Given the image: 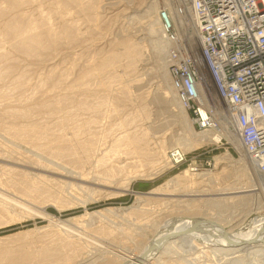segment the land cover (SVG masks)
Segmentation results:
<instances>
[{
  "label": "rangeland",
  "instance_id": "rangeland-1",
  "mask_svg": "<svg viewBox=\"0 0 264 264\" xmlns=\"http://www.w3.org/2000/svg\"><path fill=\"white\" fill-rule=\"evenodd\" d=\"M9 1L0 0V264H121L120 251L139 254L174 217L220 218L233 229L264 214L261 188L231 192L260 187L261 178L233 133L234 142L223 132L220 138H227L198 147L183 141L189 129L192 139L201 131L188 113L182 117L171 86L167 54L172 44L157 22L160 0ZM8 19L31 33L41 31L45 41L54 35L48 58L38 62L16 50L6 32ZM42 22L52 37L44 35ZM105 60L110 64L96 70ZM26 70L31 80L10 99L4 85ZM53 70L68 83L86 73L92 78L86 75L84 87L70 88L69 100L60 97L69 90L65 86L51 95L33 92ZM15 107L28 113L19 124L37 125L38 140L7 129ZM66 108L73 114H65ZM90 118L92 125L86 124ZM79 140L93 143L82 147ZM66 145L71 151L53 152ZM172 149L186 159L171 161ZM191 164L199 170L192 171ZM186 177L194 181L180 182ZM210 201L218 205L210 208ZM195 243L190 248L176 240L147 264H231L219 260L209 245Z\"/></svg>",
  "mask_w": 264,
  "mask_h": 264
},
{
  "label": "built area",
  "instance_id": "built-area-1",
  "mask_svg": "<svg viewBox=\"0 0 264 264\" xmlns=\"http://www.w3.org/2000/svg\"><path fill=\"white\" fill-rule=\"evenodd\" d=\"M160 1L162 36L172 44L171 84L193 126L221 132L230 114L229 129L264 175V0ZM172 9L187 17L180 28ZM170 151L173 162L186 159L179 149Z\"/></svg>",
  "mask_w": 264,
  "mask_h": 264
},
{
  "label": "bare ground",
  "instance_id": "bare-ground-1",
  "mask_svg": "<svg viewBox=\"0 0 264 264\" xmlns=\"http://www.w3.org/2000/svg\"><path fill=\"white\" fill-rule=\"evenodd\" d=\"M14 1V0H13ZM28 1V0H27ZM32 1V0H31ZM11 2V0L9 1ZM19 2V1H18ZM7 3V2H6ZM24 3V2H23ZM27 3V2H25ZM41 3V2H40ZM11 4V3H10ZM16 4V3H15ZM30 4V3H29ZM13 6V5H12ZM16 6V5H15ZM18 6V5H17ZM23 6V5H22ZM9 7V5H8ZM10 8V7H9ZM6 9V8H5ZM11 9V8H10ZM17 9V8H16ZM1 10V9H0ZM9 10V9H8ZM7 10V11H8ZM12 10V9H11ZM172 11V16L174 18V21L176 22V25L179 26V28L181 27V23L184 22L187 17H185L184 15H176V12L174 9L171 10ZM7 13V12H6ZM11 13V12H10ZM3 16V15H2ZM14 16V15H13ZM29 16V15H28ZM47 16V15H46ZM23 17V16H22ZM26 17V16H25ZM41 17V16H40ZM11 18V17H10ZM21 18V17H20ZM43 18V16H42ZM49 18V17H48ZM97 19V18H96ZM9 20V19H8ZM20 20V19H19ZM159 17L157 18V22L159 23ZM7 21V20H6ZM14 21V20H13ZM24 21V20H23ZM33 22V21H32ZM22 23V22H21ZM40 23V21H39ZM49 23V22H48ZM44 24V25H42ZM52 24V23H51ZM50 24V25H51ZM28 25V24H27ZM34 25V23H33ZM26 25L24 24H20L18 22H12L9 20V22H7V27H6V32L8 33V35L15 40V42L13 41L12 43H15V47L16 50L22 52L23 54L26 55L28 57H35V60L37 58H44V56L50 54V51L52 50V44H53V40L52 39L54 37H52L50 30L48 28V25L46 22H42L41 25H39L41 27V30H45L44 35H46L47 37L51 36L52 38H48L47 37L45 39H47L48 41H45L44 38L42 37L43 34L41 33V31H39L38 33H31V29H25ZM5 27V26H4ZM36 27V25H35ZM72 27V26H71ZM51 29V28H50ZM162 29V27H161ZM37 30V29H36ZM42 30V32H43ZM53 30V29H52ZM193 31L195 33H191V35L196 37L197 33L194 30L193 27ZM4 32V31H3ZM6 33V34H7ZM7 36V35H6ZM69 36V35H68ZM68 38V37H67ZM198 38V37H197ZM10 39V38H9ZM11 39V40H12ZM196 39V38H195ZM56 40V39H55ZM198 40V39H197ZM55 42V41H54ZM57 43V42H56ZM196 44V42H195ZM197 45H198V41H197ZM127 46V45H126ZM13 48V47H12ZM13 48V49H14ZM55 48V47H54ZM54 51V50H53ZM135 52V50H133ZM13 52V50H12ZM127 52V51H124ZM16 53V52H15ZM117 53V52H116ZM3 54V53H2ZM1 54V56H2ZM78 54V53H77ZM130 54V53H129ZM134 54V53H133ZM24 55V56H25ZM131 55V54H130ZM137 55V54H136ZM15 56V55H14ZM52 56V55H51ZM129 56V55H128ZM135 56V55H134ZM21 57V56H20ZM47 57V56H46ZM110 57V56H109ZM113 58L114 55L112 56ZM118 57V56H117ZM116 57V58H117ZM130 57V56H129ZM12 58V56H11ZM30 58V59H31ZM48 58V57H47ZM115 58V60H116ZM34 59V58H33ZM53 59V58H52ZM108 59V58H107ZM118 59V58H117ZM39 59H37L38 61ZM110 60V59H109ZM108 60V62H109ZM114 60V62H115ZM42 61V60H40ZM45 61V60H44ZM112 61V59H111ZM118 61V60H116ZM129 61V60H128ZM39 62V61H38ZM108 62L105 60L103 61L98 67H96V70H101L104 69L107 65ZM97 63V62H96ZM40 64V63H39ZM110 64V62H109ZM4 65V64H3ZM13 64H11L12 66ZM112 65V64H111ZM113 65H115L113 63ZM9 66V65H8ZM30 66V65H29ZM86 66V65H85ZM61 67V66H60ZM74 67V66H73ZM90 67V66H89ZM9 68V67H8ZM28 68V67H27ZM54 68V67H53ZM12 69V68H11ZM56 69V68H55ZM5 70V69H4ZM7 70V69H6ZM10 70V69H9ZM25 70V69H24ZM48 70V69H47ZM73 70V68H72ZM13 71V70H12ZM27 72H22L19 76L14 73L15 75H17V77L13 80L10 81V78L8 81L10 82H6V84L3 87V91L4 93H7L10 99L13 94V92L16 93L17 89H20L19 87H23L25 86V82H28L29 78V73L28 70H26ZM60 71V70H59ZM69 71V70H68ZM10 72V71H9ZM14 72V71H13ZM30 72V71H29ZM46 71H44L45 73ZM51 72V71H50ZM70 72V71H69ZM100 72V71H99ZM12 73V72H11ZM31 73V72H30ZM90 73V72H89ZM19 74V73H18ZM46 74V73H45ZM43 77H45L42 80H38L36 84H34V88H33V92H41V90H44L46 93H50L49 95H51V93L56 92L54 91L56 88L58 87H62L65 86V88H68L69 90L65 89L66 91L62 93V95L60 96L61 99H65V100H69L72 98V93L70 91V88H74L75 86H79V85H83L85 84V78L86 75L84 76H79L78 78H76V80L72 83H68L67 81H65L64 77L61 75H56V71L53 70L51 73H48V75H45ZM63 74V73H62ZM94 72L92 73L93 76ZM97 74V73H96ZM96 74H94V76H96ZM10 75V74H9ZM67 75V74H66ZM65 75V76H66ZM78 75V74H77ZM90 75V74H89ZM87 75V78L88 76ZM100 75V74H99ZM2 76V72L0 73V77ZM7 76V75H6ZM31 76V75H30ZM93 76V77H94ZM104 76V75H103ZM101 76V77H103ZM70 77V76H69ZM72 77V75H71ZM13 78V77H12ZM11 78V79H12ZM37 78V77H36ZM39 78V77H38ZM68 78V77H67ZM89 78H92L91 75ZM105 78V77H104ZM7 79V78H6ZM31 80V79H30ZM72 80V79H71ZM103 80V79H102ZM97 81V80H96ZM104 81V80H103ZM31 82V81H30ZM34 83V81H32ZM67 82V83H66ZM87 82V81H86ZM101 82V81H100ZM109 82V81H108ZM32 83V84H33ZM90 83V82H89ZM100 87V83L98 84ZM109 85V84H108ZM85 85H83L82 87H84ZM87 86V85H86ZM98 86V87H99ZM105 86V85H104ZM107 86V85H106ZM172 86V85H171ZM26 87V86H25ZM23 87V88H25ZM33 87V85H32ZM80 87V86H79ZM81 87V88H82ZM29 88V87H28ZM27 88V89H28ZM87 88V87H85ZM84 88V89H85ZM102 88V87H101ZM108 88H110L108 86ZM173 88V86H172ZM32 89V88H30ZM28 89V91L30 90ZM60 89V88H59ZM77 89V88H76ZM93 89V88H92ZM116 89V88H115ZM174 89V88H173ZM16 90V91H15ZM26 91V90H25ZM58 91V90H57ZM74 91V90H73ZM24 92V91H22ZM30 92V91H29ZM115 92V91H114ZM173 92V90H172ZM176 92V91H175ZM3 93V92H2ZM27 93V92H26ZM44 93V92H42ZM101 93V92H100ZM54 94V93H53ZM87 94V93H86ZM99 94V93H98ZM169 94V93H168ZM16 95V94H15ZM23 95V93H22ZM97 95V94H96ZM95 95V96H96ZM48 96V95H47ZM54 96V95H53ZM177 96V94H176ZM4 97V96H3ZM36 97V96H35ZM7 98V97H6ZM21 98V97H20ZM23 98V97H22ZM26 98V95H25ZM31 98V97H30ZM44 98V97H43ZM42 98V99H43ZM17 99V98H16ZM37 99V98H36ZM58 99V98H57ZM98 99V97H97ZM21 100V99H20ZM24 100V99H23ZM22 100V101H23ZM56 100V99H55ZM19 101V100H18ZM59 101V100H58ZM177 101L178 104L181 107L182 110V117L185 119L187 118V110L182 106V104L180 103L178 97H177ZM15 102V100H14ZM24 102V101H23ZM22 102V103H23ZM31 102V101H30ZM6 103V102H5ZM10 103V102H9ZM80 104H82V106H86L87 103L86 101L83 102H79ZM78 103V104H79ZM99 103V102H98ZM97 103V105H98ZM102 103V102H100ZM15 104V103H12ZM18 104V103H17ZM20 104V102H19ZM18 104V105H19ZM95 105V104H94ZM103 105V104H102ZM24 108V107H23ZM94 108V107H93ZM184 109V110H183ZM11 110V109H10ZM95 110V109H94ZM218 113L220 111H223V109H221L218 106L217 109ZM32 112V111H31ZM40 112V111H39ZM51 111H49L50 113ZM65 114L70 115L73 114L72 109L70 108H66V110L64 111ZM36 113V112H35ZM11 116L13 118V120L6 125L7 129L15 134L18 135L20 137H29V138H37L36 140H38V138L41 137L40 135V131H38V127L37 125H25V124H19V122H17V120L22 119V117L26 116L28 113L26 111H24L23 109L17 108L15 107L13 110L10 111ZM187 114V115H186ZM202 115H205L204 112H202ZM104 116V115H103ZM123 117V116H122ZM27 118V117H26ZM71 119V118H70ZM25 120V119H24ZM99 120V119H98ZM226 123H224L222 125L221 128V132H218L216 130H202L201 132H198V134L196 135L197 137L195 139H192L190 136V129L189 132L185 133L184 139L183 141H188L187 145L189 147H198L200 145L203 144H208L210 142H214V141H220L221 138V133H225L226 136L228 138H230V140L232 142L233 139L231 136L233 133L230 129V122H231V115L230 114H226ZM21 121V120H20ZM95 119L93 120L92 118H90L88 121H86V124L88 125H92V122L94 123ZM68 123V122H67ZM229 123V124H228ZM131 124V123H130ZM63 125V124H61ZM83 125V124H82ZM120 125V124H119ZM41 126V125H39ZM121 126V125H120ZM112 129V128H111ZM186 129V128H185ZM187 129V130H188ZM42 132V131H41ZM74 132V131H73ZM62 133V132H60ZM125 133V132H124ZM128 133V132H127ZM78 134V133H77ZM65 135V134H64ZM89 135V134H88ZM43 136V135H42ZM73 136V135H72ZM125 137V135H124ZM133 138V136H131ZM43 138V137H42ZM63 138V137H61ZM77 138V137H75ZM55 139V138H54ZM74 139V138H73ZM80 139V138H79ZM82 139V138H81ZM220 139V140H219ZM60 140V139H59ZM76 140V139H75ZM83 140V139H82ZM89 140V139H88ZM93 140V139H92ZM122 140V139H121ZM129 140V139H128ZM62 141V140H61ZM78 141V140H77ZM131 142H133L134 140H130ZM136 141V140H135ZM127 142V141H126ZM125 142V143H126ZM240 142V141H239ZM238 142V143H239ZM61 143V142H60ZM78 143V142H77ZM76 143V144H77ZM79 143L81 144L82 147H91L92 145H90L91 143H93V141H80ZM119 143V142H118ZM142 143V142H141ZM127 144V143H126ZM241 144V143H240ZM71 145V144H70ZM97 145V144H96ZM88 147V148H89ZM136 147V146H135ZM57 148H59L57 150ZM56 151H53L57 154H63L66 151L69 152L71 151V147L67 146L66 147H57ZM80 148V147H79ZM134 148V147H133ZM53 150L55 148H52ZM143 149V148H142ZM81 150V149H80ZM96 150V149H95ZM139 150V149H138ZM79 151V150H78ZM140 151V150H139ZM5 152V151H4ZM41 152H46V151H40L39 155H41ZM81 151H79L80 153ZM94 152V151H93ZM110 152V151H107ZM114 152L117 153V151L115 150ZM172 152V151H170ZM178 153H182L181 151H177ZM6 153V152H5ZM33 153V152H32ZM88 153V152H87ZM96 153V151H95ZM114 153V154H116ZM124 153V152H122ZM128 153V152H127ZM150 153V152H149ZM154 153V152H153ZM165 153V152H164ZM245 153V152H244ZM7 154V153H6ZM77 154V153H75ZM83 154V153H82ZM105 154V153H104ZM107 154V153H106ZM126 154V153H125ZM124 154V155H125ZM144 154V153H143ZM142 154V155H143ZM246 154V153H245ZM5 155V154H4ZM69 155V154H68ZM92 155V154H90ZM96 155V154H95ZM95 155H93L95 157ZM123 155V154H122ZM138 155V153H137ZM1 156V155H0ZM77 156V155H75ZM80 156V155H79ZM88 156V155H87ZM119 156V155H118ZM147 156V155H146ZM247 156V155H246ZM40 157V156H39ZM115 157V156H114ZM128 157V156H127ZM145 157V155H144ZM248 157V156H247ZM9 158V157H8ZM19 158V157H18ZM50 158V157H49ZM79 158V157H78ZM104 155L100 156V158L98 159V161L100 160H104ZM113 158V157H112ZM166 158V156H165ZM171 155H169V159L172 161L171 159ZM3 162H5L6 160L4 158ZM1 159V160H2ZM10 159V158H9ZM39 159V158H38ZM81 159V158H80ZM79 159V160H80ZM114 160V159H113ZM119 160V159H118ZM120 161V160H119ZM168 161V160H167ZM112 162V161H111ZM6 163V162H5ZM40 163V162H39ZM165 163V162H164ZM7 164V163H6ZM110 164V163H109ZM30 165V164H29ZM160 165V164H159ZM17 166V165H15ZM106 166V165H105ZM119 166V165H118ZM6 167V166H5ZM14 167L13 165H11V168ZM67 167V166H66ZM104 167V166H103ZM115 167V166H114ZM117 167V166H116ZM15 168V167H14ZM13 169V168H12ZM142 169V168H141ZM153 169V168H152ZM99 170V169H98ZM103 171V170H102ZM257 171V170H256ZM19 173V172H18ZM87 173V172H86ZM257 173H259L257 171ZM14 174V173H13ZM16 174V173H15ZM131 174V173H130ZM261 178L260 180L257 182L258 185H260V187H253V188H244V189H239V190H235V191H231V192H245V191H254V190H258L261 188V191L264 192V177L262 176L261 173H259ZM258 174V175H259ZM192 175V174H191ZM253 179V178H252ZM183 181V183L186 182H193L194 179L191 177H186L184 179H180V182ZM196 182V181H195ZM191 184H195V183H191ZM197 184V183H196ZM187 185V184H186ZM257 184H255L256 186ZM190 186V185H189ZM250 186V185H249ZM253 185H251L252 187ZM129 188V187H128ZM260 191V190H259ZM191 195V194H190ZM244 197V196H243ZM186 199V198H185ZM217 199V198H216ZM221 199V197H220ZM230 199V198H229ZM260 199V198H259ZM193 200V199H192ZM222 201V200H220ZM188 202V201H187ZM215 202V201H214ZM214 202H209L210 204V208L212 207H216V205H218V202L214 203ZM222 206V205H221ZM235 216V215H234ZM217 217V216H216ZM220 219V218H219ZM218 218H212V217H208V216H187V215H182V216H177L174 217L170 220H167L164 222V224L162 225V228H160L158 231H156V234L153 236V238H151L150 242L152 240H156L157 242H159V245L156 246V248L151 249L150 251L146 252L147 247L149 246L150 242L148 244L145 245V247L140 251L139 254H136L134 252H131L129 250L123 249L124 251H120L121 254H119L120 258L122 259L121 264H147L150 262V260L154 259L158 252L162 249H166V247H168V245L170 243H175V241L177 240V242H182V244L185 246H189L190 248H195L196 243L195 241H202L205 246L209 245L213 252L216 253L217 255H220L219 260L223 257L225 261H229V263L231 264H260L259 262H261L262 260L261 257H264V214L263 215H256L253 218H251V220L245 225V224H240V225H236V228H227V226ZM69 229V228H68ZM101 238V237H100ZM99 238V239H100ZM173 238V239H172ZM94 241V240H93ZM102 246V245H101ZM197 247V246H196ZM79 248V247H78ZM84 248V247H83ZM80 249V248H79ZM82 249V247H81ZM251 249V250H249ZM78 250V249H76ZM183 251V250H182ZM214 254V255H216ZM264 262V261H262ZM261 262V264H262ZM221 263V262H219ZM218 263V264H219ZM224 263V262H223Z\"/></svg>",
  "mask_w": 264,
  "mask_h": 264
},
{
  "label": "water",
  "instance_id": "water-1",
  "mask_svg": "<svg viewBox=\"0 0 264 264\" xmlns=\"http://www.w3.org/2000/svg\"><path fill=\"white\" fill-rule=\"evenodd\" d=\"M157 245H159V242H157L156 240H152V241L150 242L149 246L147 247L145 253H147V252L150 251L151 249L156 248Z\"/></svg>",
  "mask_w": 264,
  "mask_h": 264
}]
</instances>
